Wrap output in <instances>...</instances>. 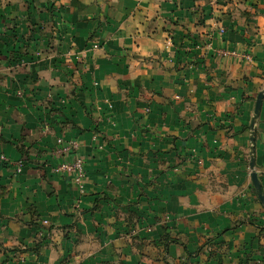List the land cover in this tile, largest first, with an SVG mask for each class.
<instances>
[{"label":"crops","instance_id":"obj_1","mask_svg":"<svg viewBox=\"0 0 264 264\" xmlns=\"http://www.w3.org/2000/svg\"><path fill=\"white\" fill-rule=\"evenodd\" d=\"M263 89L264 0H0V264H264Z\"/></svg>","mask_w":264,"mask_h":264},{"label":"built area","instance_id":"obj_2","mask_svg":"<svg viewBox=\"0 0 264 264\" xmlns=\"http://www.w3.org/2000/svg\"><path fill=\"white\" fill-rule=\"evenodd\" d=\"M218 31L222 33L224 28L221 26L218 28ZM92 47L98 48L99 42L95 41ZM57 142L58 146L55 152L62 156V158L53 166L52 170L60 176L71 179L78 189L79 194H82L84 192L85 166L83 156L77 153L79 143L75 139L64 141L61 137L57 139ZM71 152L74 154L69 156ZM0 162L12 165L16 172H20L24 165L23 159L12 160L4 153H0ZM44 223H46V220Z\"/></svg>","mask_w":264,"mask_h":264},{"label":"water","instance_id":"obj_3","mask_svg":"<svg viewBox=\"0 0 264 264\" xmlns=\"http://www.w3.org/2000/svg\"><path fill=\"white\" fill-rule=\"evenodd\" d=\"M263 93H264V89L263 90H260L258 93H257V96H256V99H255V105H254V112H253V116L251 118V121H250V128H251V152H253V142H254V123H255V120L260 112V107H261V103H262V97H263ZM249 166L250 168L252 169V172L250 173V176H251V179H252V182L254 184V187H255V190H256V193H257V196L259 198V200L262 202V204L264 205V194L262 192V189H261V185H260V182L258 180V177H257V174L256 172L253 170L254 168V158L253 156H251L250 158V163H249Z\"/></svg>","mask_w":264,"mask_h":264}]
</instances>
